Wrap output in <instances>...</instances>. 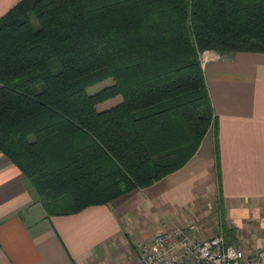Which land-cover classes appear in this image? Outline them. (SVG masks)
I'll use <instances>...</instances> for the list:
<instances>
[{
    "label": "trees",
    "instance_id": "16d2710c",
    "mask_svg": "<svg viewBox=\"0 0 264 264\" xmlns=\"http://www.w3.org/2000/svg\"><path fill=\"white\" fill-rule=\"evenodd\" d=\"M205 50L264 53V0H20L0 17V153L46 217L152 185L208 131L217 146Z\"/></svg>",
    "mask_w": 264,
    "mask_h": 264
},
{
    "label": "crops",
    "instance_id": "0c3cea01",
    "mask_svg": "<svg viewBox=\"0 0 264 264\" xmlns=\"http://www.w3.org/2000/svg\"><path fill=\"white\" fill-rule=\"evenodd\" d=\"M19 1L0 0V17ZM201 65L217 146L208 131L184 166L146 188L78 213L46 217L21 171L0 153V264H116L123 254L133 264V246L171 222L179 226L188 206L199 211L209 199L220 217L217 231L235 230L232 244H244L249 253L264 246V53L217 52Z\"/></svg>",
    "mask_w": 264,
    "mask_h": 264
},
{
    "label": "built area",
    "instance_id": "2783aa9c",
    "mask_svg": "<svg viewBox=\"0 0 264 264\" xmlns=\"http://www.w3.org/2000/svg\"><path fill=\"white\" fill-rule=\"evenodd\" d=\"M217 52L205 50L200 61ZM201 229L195 222L156 232L142 245L134 264H264V246L249 253L225 240L221 231L210 237L197 234ZM118 264H124L119 262Z\"/></svg>",
    "mask_w": 264,
    "mask_h": 264
},
{
    "label": "rangeland",
    "instance_id": "374dc122",
    "mask_svg": "<svg viewBox=\"0 0 264 264\" xmlns=\"http://www.w3.org/2000/svg\"><path fill=\"white\" fill-rule=\"evenodd\" d=\"M111 80H104L102 82L99 83H95L91 86H89L87 88V92L88 93H94L96 91H98L99 89H101L102 87L105 86V83H109ZM112 99H109L107 101L102 102L101 104L98 105L99 109L105 108L107 106L112 105ZM34 192V191H33ZM35 194V193H34ZM212 199H209L208 204L205 205V203H203V205L197 210H193L191 209V206H188L182 216V220L180 221L179 225H184L186 223L189 222H195L197 223L199 226L202 227L203 231L198 232L202 233L199 234L203 237H210L213 236L215 234H217V230L219 228V215L217 213L214 212V203H211ZM174 228V223L171 222L170 225L168 224V226H166V230H170ZM153 237H151L149 240H145V242H143V244H145L146 242H149ZM142 244V245H143ZM142 245L140 246V244H138L137 246H133L132 249L135 251V253H137V259L139 258L140 255V249L142 247ZM241 248L242 250L245 249L244 244H241ZM237 246V245H236ZM118 259V261L116 262V264H118L119 262H123L124 264H126L127 260H125V254L121 255L120 257H116ZM137 262V261H136ZM135 262V263H136ZM112 264H114V262L112 261ZM134 264V263H133Z\"/></svg>",
    "mask_w": 264,
    "mask_h": 264
}]
</instances>
